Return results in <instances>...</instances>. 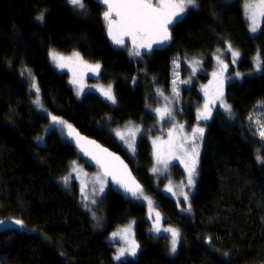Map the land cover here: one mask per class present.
<instances>
[{"label":"trees","instance_id":"trees-1","mask_svg":"<svg viewBox=\"0 0 264 264\" xmlns=\"http://www.w3.org/2000/svg\"><path fill=\"white\" fill-rule=\"evenodd\" d=\"M245 1L199 0V7L172 27L168 45L154 47L141 59L129 56L131 43L125 41L126 49L110 42L105 9L91 0H85L87 16L74 12L67 0H0V220L20 219L25 225L0 234V264H264V165L255 159L264 141L253 134L257 125L248 120L250 114L253 120L260 115L256 105L264 101V72L254 67V58L264 52V26L250 34ZM44 10L45 20L39 23L35 17ZM226 41L240 53L235 64ZM218 48L228 65L224 99L232 106V118L213 109L191 211L184 213L156 187L150 171L152 145L146 132L156 118L149 110L158 102L157 89L165 96L171 90L173 60L186 67L195 58L201 61L195 83L184 85L180 105L174 106L178 116L193 124L202 102L198 85L215 66ZM53 49L77 51L84 60L99 63L98 80L113 86L116 106L93 92L78 100L68 73L50 59ZM25 68L35 76L48 111L127 161L160 213V225L181 232L175 254L168 252V238L150 231L153 220L146 204L109 188L92 208L101 214L97 223L80 203L77 188L64 186L62 177L79 155L60 129L45 131L50 121L32 103L29 84L20 74ZM127 121L142 130L132 160L113 132ZM173 170L176 176L183 173L178 164ZM131 219L136 220L137 256L115 261L116 243L109 234Z\"/></svg>","mask_w":264,"mask_h":264},{"label":"snow or ice","instance_id":"snow-or-ice-1","mask_svg":"<svg viewBox=\"0 0 264 264\" xmlns=\"http://www.w3.org/2000/svg\"><path fill=\"white\" fill-rule=\"evenodd\" d=\"M97 3L103 4L106 6V10L103 12L102 17L106 22V31L108 37L111 39L112 43L118 47H123L127 49L125 42V37L131 39L132 47L128 50L130 57L143 58L145 52L152 53L156 47H163L168 44L172 39V27L179 24L183 21L185 16L188 14L190 9H197L199 7V0H96ZM67 3L72 7L73 11L81 16H87L89 14L88 8L86 6L85 0H67ZM245 10V19L250 21L249 31L253 34L257 33L259 30H262L264 26V0H258L257 3L253 4L246 0L244 5ZM47 10L40 12L36 17V21L43 23L45 20V13ZM226 43V50L231 53L232 62L235 64L236 60L239 58L240 53L238 50H235L230 42ZM144 50L143 52L141 50ZM217 53H220L216 57L217 62L221 65V70L219 72V85L216 93L213 95L212 99H207L208 93L205 92V103L202 108L197 110V119L207 121L212 117L213 108L216 107L217 101L219 102V107L224 110L225 113L229 114V118H232V106L226 103L224 100L223 85L225 79L230 77H224V73L228 70V65L224 63V60L221 58L223 53L218 48ZM50 59L56 63L57 67H64V64L61 63L65 58L60 56L56 51L50 50L49 52ZM75 59L83 62L80 54L78 52L73 53ZM255 59V71L264 72V52L258 53ZM201 61L198 59H193L190 63L192 67V75H195L197 68L195 65L200 64ZM175 67H179L178 58L173 60ZM101 70V65L99 63L91 66V71L94 75H98ZM25 73H27V78L30 80L29 92H34L35 95L32 98V103L37 106V108L43 111L47 118L50 121L49 127L52 129L59 128L62 135L66 137L69 141H75L77 147L84 151L81 147V141L85 138L73 127L72 124L68 123L62 117L55 115L53 112L48 111L43 105L40 89L36 83L35 76L32 75L31 70L25 68ZM174 76H178L177 73H174ZM213 76H217V73L214 72ZM236 76L239 77L240 73H236ZM136 82V78L133 77V83ZM70 83L77 85L75 79L71 80ZM180 83L189 84L191 80H182ZM172 93L175 98V103H179L180 90L176 86L177 79L172 80ZM104 97L105 100L110 101L113 105L117 103L116 96L113 92L112 85L109 84L107 88L97 89ZM84 92L83 87L77 86L76 95L79 98ZM156 94L161 96L166 101L164 107H157L154 109L157 118L160 121H165L166 119H174V112L171 107L173 103L172 100H169V97L165 96L163 91L157 89ZM258 109H261L259 116L253 120V115L250 114L248 120L250 124H256L257 130L254 132V135H258L261 141H264V101L258 102L256 105ZM110 119V118H109ZM133 122L129 121L125 125V131H122L120 128L113 129L114 135L123 142V144L128 148L133 154L136 151V140L137 134L141 133V128L139 126L132 127ZM183 129V125H180ZM48 129H45L47 131ZM204 127L197 126L193 127L191 133L187 135L180 143L179 147L171 139L172 131H169L170 139L164 142L166 145V150L169 155H172L174 159L180 161L184 166L186 173V184L184 181H181L180 188L181 194L183 195V201L187 205L186 208H182L181 211H191L190 203V192L191 189H194L197 182L198 173V164L200 156V142L204 138ZM44 138L41 136L38 138L39 141H42ZM156 140H153L154 147V158L156 165H163L164 169L167 170L170 164L169 160L162 159V153L165 151V147L157 144ZM95 145L99 149L98 154H89L85 152V155H91V159L99 166L100 172L95 176V183L99 185L98 190L93 189L91 198L85 194V186H81V200L83 206L88 211L93 212V219H97L95 211L89 207V205H96L98 200L96 199L97 194H103L105 188L108 186V177H111V183L118 186L117 190L122 189L123 193L136 200H145L148 203L150 212L153 210V201L147 196L144 192L142 186L136 182L132 177L131 172L128 171V166L120 159L119 156L114 155L109 152L107 149L101 148L100 145L96 144L95 141H88ZM185 145H189L185 147ZM255 159L258 164L264 165V149L257 148ZM113 161H118L120 169L118 170L113 164ZM78 169L76 161L72 162V171L68 175L62 177L64 185L67 187L71 181L72 175ZM151 171L153 174H156L161 171L159 167L154 166ZM187 187L189 191H183V188ZM165 191L173 193L172 187L168 186L165 188ZM149 219H152V216L149 215ZM4 220H0V226L5 225ZM11 224L24 229V222L20 219H13ZM135 224V221L130 222L126 227L118 229L116 232H113L109 237L110 240H115L117 237L123 242L122 246L118 247L113 259L115 261H122L128 257H136L139 249V245L136 242L134 235L132 238H129V234L132 232V227ZM160 213L156 212V219L153 221L152 228L150 231H154L157 234H160L162 231L164 233L170 234L169 240V252L170 254H175L178 249V245L181 243V232L178 229L167 227L161 229L160 226ZM35 231V229H32ZM208 242V241H206ZM60 255H65L61 252ZM225 257L229 256V253H223Z\"/></svg>","mask_w":264,"mask_h":264},{"label":"rangeland","instance_id":"rangeland-1","mask_svg":"<svg viewBox=\"0 0 264 264\" xmlns=\"http://www.w3.org/2000/svg\"><path fill=\"white\" fill-rule=\"evenodd\" d=\"M245 2L242 4V9H243L244 16H245V10H244ZM248 2L255 4V3L258 2V0H248ZM246 21L248 23V30H249L250 21H248V20H246ZM257 33H255V34H257ZM250 34L255 35V34H253L251 32H250ZM110 41H111V39H110ZM111 43H112V41H111ZM114 46H116V45H114ZM76 52L77 51H72V52L67 53V54H61L59 52H56L60 56L65 58L63 61H61V63L64 64V67H60V68L68 73L70 81L73 80V79H75L77 81V85H73L72 83H70L71 86L73 87L74 91H75V95H76L77 86L84 88V92L81 94V96L78 98L77 95H76V98L78 100H80L85 93L93 92V93H96L103 101L109 103L112 106H116V104L113 105L110 101L105 100L104 97L101 95V93L99 91H97V89H99V88H105L106 89L107 86H108L106 84H102L98 80L99 79V74L98 75H94L93 72L91 71V66H94L97 63L88 62V61L84 60L81 55H80V57L82 58L83 62H81L80 60L75 59V57L73 56V53H76ZM190 63L189 64L188 63L185 64L186 67H184L183 63L180 62L178 68L175 67V66L173 67V73H177L178 74V76H173V79H177V85L176 86L180 90L179 100H181L180 99V97H181V89L185 85L183 83H180V81L190 79L191 80L190 86L193 83H195L194 77H195L196 73L198 72L199 67H198V65H195V67L197 68V71H196L195 75H192V67L190 66ZM214 65L215 66L212 68V70L207 73L206 82L198 85V90H199L200 95L202 97V102H201L200 106L197 107V109L195 111V122L193 124L189 123L185 117L182 118V117L178 116L175 113L174 106H177V105L179 106L180 103H175V98L173 97V93H172V87H173L172 82H171V90H170L169 93H167L166 96L169 97V100L173 101V103L171 104V107H172L173 112H174V119H166L165 121H160L157 118L154 109L157 108V107H161L162 108L166 104V101L164 99H161V96H157L158 102L155 103L154 105H151V108H150L151 111L149 110V112L152 113L155 116V118H156L155 124L153 125L152 128H150L151 130L146 132V135L148 136L149 140L151 141V145H152V167H151V169L154 166L159 167L161 169V171L156 173V174H153L151 169H150V171L153 174V176L155 177L156 187H158L165 195L171 197L177 203V206H178V208L180 210L182 208H186L187 207V205L183 201V195L181 194V188L179 187L181 181H184V183L186 184V173H185L184 166L180 163V161L177 160V159H174L172 155L168 154V152L166 150V145H164V142H166V141H168L170 139V137H169V131L170 130L172 131L171 139L177 144L178 147H179L181 141L187 135H189L191 133L192 128L197 126V124H199V126H201V127H204V129L206 131L207 123L209 122V120L211 118L209 120H207V121H204V120H199L198 121V119H197V110L199 108H202L203 104L205 103V99H206L205 92L207 91V93H208L207 99L211 100L213 95L216 93V91L218 89L219 72L221 70V65L217 62V60L214 61ZM181 67H183L184 70H181ZM24 70L20 69V74L28 82V84H30V80L27 78V73H25ZM214 72L217 73V76H215V77L213 76ZM224 77H226L225 74H224ZM226 81H227V79H225L224 84L226 83ZM112 88H113V86H112ZM223 92H224V85H223ZM31 94H32V97H34L35 93L32 92ZM217 107L220 108L218 101H217V105H216L215 108H217ZM215 108H213V109H215ZM178 111L180 112V109ZM128 122L129 121L121 124L120 126H118V128H120L122 131H125L126 130L125 129V125ZM180 125H183V129H181ZM189 125H191V126H189ZM135 126H138V125L133 122L132 127H135ZM46 129H48L46 131V132H48L52 128H50L49 125H48ZM205 131H204V133H205ZM141 133H142V131H141ZM141 133L137 134V140L140 137ZM157 138H159L157 140V144L158 145H162V146L165 147V151L162 153V159H166V160L170 161V164H169V167H168L167 170L164 169L162 164L161 165H156L155 164V158H154V155H153V152H154L153 140H156ZM117 140L119 141L120 146H121L120 148H121V150H123L124 154L130 160L135 159L136 151L133 154L132 152H130L128 150V148L123 144L122 141H120L118 138H117ZM137 140H136V142H137ZM202 142H203V140L200 142V149H199L200 154H201V150H202ZM188 146L189 145H185V147H188ZM199 158H200V156H199ZM74 161L77 162L78 169H82V171L77 170L76 172L73 173L71 181H70L69 185L67 186V188H70V190H73V189L77 188V190H78V198H79L80 203L82 204V200H81V186L82 185L85 186V188H84L85 194H87L91 198V194H92L93 189L95 188V189L98 190V188H99V185L95 183V176L99 173V170H98L97 166H95L94 164L88 165V166H90L92 168L91 171L86 170L84 168V166L81 165V163H85V162L83 160H81L80 157L77 158ZM177 164L183 170V173H181L180 176H176L175 173H174V170H173V167L174 166L177 167ZM70 171H72V163H71V168H70L69 172ZM69 172H68V174H69ZM168 186L172 187L173 192L175 193V195H173V193H171V192L165 191V188L168 187ZM109 188H110V183H108V186L105 188V192L103 194H99V193L97 194L96 199L99 201V199L103 195H105L107 193ZM194 190H195V188L191 189L190 197L193 194ZM183 191L187 192V191H189V189L187 187H185V188H183ZM135 201L146 204L147 208H148V215L152 216V220L153 221L156 219V212H158V211L154 207H153V210L150 212L147 201H145V200H136V199H135ZM96 205H89V207L93 208ZM90 212H91V214L93 216V212L92 211H90ZM182 212L189 213L188 211H182ZM95 215L97 217V219H95V221L97 223L101 222V214H98V213L95 212ZM132 221H135V224L132 227V232L129 234V238H132L133 235H134V238H135L136 220H134V219L129 220V222L126 223L123 226H118V227L114 228V230L109 234V237L111 236V234L113 232H116L120 228L126 227ZM159 226H160L161 229L167 228V227L161 226L160 224H159ZM153 233L156 236H158V235L160 236L161 235V236H163L165 238H168L167 247H168V252H169L170 234L164 233L163 231L160 234H157L154 231H153ZM109 237H108V239H109ZM111 241L116 243L115 252H116L117 248L122 246V244H123V242L120 240L119 237H117L115 240H111ZM130 258H135V257H128L127 259H130Z\"/></svg>","mask_w":264,"mask_h":264},{"label":"water","instance_id":"water-1","mask_svg":"<svg viewBox=\"0 0 264 264\" xmlns=\"http://www.w3.org/2000/svg\"><path fill=\"white\" fill-rule=\"evenodd\" d=\"M91 1H93L94 3H96V4L100 5V6H102V7L106 10V6H105V5L97 3L96 0H91ZM107 36H108V35H107ZM108 39H109V38H108ZM109 40H110V39H109ZM125 41L131 43V39H130L129 37H125ZM110 42H111V41H110ZM131 44H132V43H131ZM166 45H168V44H166ZM166 45H165V46H166ZM165 46H163V47H165ZM154 47H156V46H154ZM157 48H162V47H157ZM74 128H75V127H74ZM58 129H59V128H58ZM75 129H76V128H75ZM76 130L81 134V136H83V137L85 138L83 141H81V147L84 149V151H81V149H80L79 147H77L75 141H69V140H67V141H68L70 144H72V145L75 146V148H76V152H77V154L79 155L80 159H82L83 161H85V163H86L87 165L94 164L95 166H97L99 172L101 171L100 168H99V166L95 163V161H93V160L91 159V155H85V152H88L89 154H98V153H99V149H97V148L95 147V145H93V144H91V143H88V141H95V143L98 144V145H100L101 148L107 149L109 152L113 153L114 155L119 156L120 159L124 162V164H126V165L128 166V171L131 172L132 177L136 180L137 183H139V184L142 186V184H141V183L138 181V179L134 176V174H133V172H132V170H131L129 164L127 163V161H126V160H125V159H124L119 153H116V152H114L113 150L109 149L108 147L102 145V144H101L100 142H98L97 140H95V139H93V138H91V137H88V136L82 134L78 129H76ZM65 138H66V137H65ZM113 164L116 166V168H117L118 170H121V171H122V169H120V165H119V162H118V161H113ZM108 181H109V183H110V188H113V189H117V188H118V186H116V185H114V184L111 183V177H108ZM142 188H143V186H142ZM118 191L123 192L122 189H120V190H118ZM127 198L130 199V200H135V199H133V198H131V197H128V196H127ZM3 220L6 222V224L3 225V226H0V233H4V232H8V231H14L15 229H16V230L20 229L19 227H17V226H15V225L11 224V221H12L13 219H8V218H6V219H3Z\"/></svg>","mask_w":264,"mask_h":264},{"label":"bare ground","instance_id":"bare-ground-1","mask_svg":"<svg viewBox=\"0 0 264 264\" xmlns=\"http://www.w3.org/2000/svg\"><path fill=\"white\" fill-rule=\"evenodd\" d=\"M111 189H113V188H111ZM114 190H117V189H114ZM118 191V190H117ZM120 192V191H119ZM123 193V192H122ZM126 196V195H125ZM127 197V196H126Z\"/></svg>","mask_w":264,"mask_h":264},{"label":"flooded vegetation","instance_id":"flooded-vegetation-1","mask_svg":"<svg viewBox=\"0 0 264 264\" xmlns=\"http://www.w3.org/2000/svg\"><path fill=\"white\" fill-rule=\"evenodd\" d=\"M85 162V161H84Z\"/></svg>","mask_w":264,"mask_h":264}]
</instances>
